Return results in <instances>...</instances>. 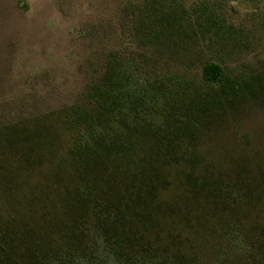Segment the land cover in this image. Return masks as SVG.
<instances>
[{
	"label": "trees",
	"instance_id": "obj_1",
	"mask_svg": "<svg viewBox=\"0 0 264 264\" xmlns=\"http://www.w3.org/2000/svg\"><path fill=\"white\" fill-rule=\"evenodd\" d=\"M184 1L132 0L138 44L172 52L189 30L205 38L199 31L221 20L209 2ZM152 77L136 56L112 50L79 99L0 125V264H175L150 231L160 167L196 114L237 84L214 61L203 63L191 92L166 74ZM212 190L230 215L241 193L225 181ZM182 202L188 208L172 198L169 210L179 214ZM227 231L228 256L262 258L259 236L235 223Z\"/></svg>",
	"mask_w": 264,
	"mask_h": 264
},
{
	"label": "rangeland",
	"instance_id": "obj_2",
	"mask_svg": "<svg viewBox=\"0 0 264 264\" xmlns=\"http://www.w3.org/2000/svg\"><path fill=\"white\" fill-rule=\"evenodd\" d=\"M131 1L0 0V125L79 99L112 50L136 56L151 80L166 74L189 92L203 63L221 64L236 89L221 91L190 131L170 143L150 231L157 250L175 264H245L223 248L227 226L235 223L259 236L263 256L249 264H264V2L185 0L189 8L209 2L221 20L199 31L205 38L189 30L171 52L138 44ZM224 181L241 193L230 215L212 190ZM207 182L214 185L205 191ZM172 198L188 208L182 202L180 213H172Z\"/></svg>",
	"mask_w": 264,
	"mask_h": 264
}]
</instances>
